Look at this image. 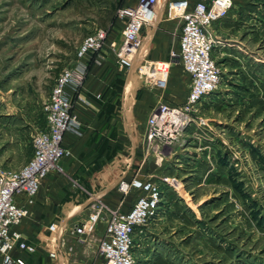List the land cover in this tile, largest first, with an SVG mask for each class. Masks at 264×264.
Returning <instances> with one entry per match:
<instances>
[{
  "label": "rangeland",
  "instance_id": "obj_1",
  "mask_svg": "<svg viewBox=\"0 0 264 264\" xmlns=\"http://www.w3.org/2000/svg\"><path fill=\"white\" fill-rule=\"evenodd\" d=\"M124 5L0 0V171L32 158L56 78L75 63L83 39L104 29L113 48L122 45ZM237 17L210 29L221 70L217 90L191 113L176 143L151 141L156 154L141 160L143 172L120 182L125 196L132 189L146 194L135 180L152 182L158 193L155 214L136 231V264H264V0H245ZM97 210L103 241L121 209L97 198L83 221ZM69 232L61 248H68Z\"/></svg>",
  "mask_w": 264,
  "mask_h": 264
},
{
  "label": "crops",
  "instance_id": "obj_2",
  "mask_svg": "<svg viewBox=\"0 0 264 264\" xmlns=\"http://www.w3.org/2000/svg\"><path fill=\"white\" fill-rule=\"evenodd\" d=\"M138 1L126 0V4L136 5ZM158 1L159 19L144 28L143 45L134 68L128 70L120 64L110 36L100 55L84 59L88 73L82 85L68 86L81 127L79 132L65 134L63 145L68 154L59 160L57 169L41 179L33 201L22 193L15 196L17 204L27 208L29 214L13 230L36 244L37 251L31 255L15 248L14 258L27 264H97L106 232L104 222L91 234L79 235L72 229L83 222V212L90 210L97 198L108 207L126 211L141 196L137 189L125 196L119 185L143 172L141 160L156 154L147 138L148 117L162 103H184L191 86V76L179 61L171 64L164 81L150 82L137 73L138 65L149 60L167 61L171 51L180 49L183 20L168 17L167 2L172 0ZM188 1L194 6L199 0ZM244 1L233 0L228 15L212 27L220 23L230 26ZM123 26L122 22L119 32ZM54 222H64L66 231H70L68 248L60 246L66 231L61 235L49 229ZM53 252L56 256H52Z\"/></svg>",
  "mask_w": 264,
  "mask_h": 264
},
{
  "label": "built area",
  "instance_id": "obj_3",
  "mask_svg": "<svg viewBox=\"0 0 264 264\" xmlns=\"http://www.w3.org/2000/svg\"><path fill=\"white\" fill-rule=\"evenodd\" d=\"M158 0H139L136 5H124L118 17L123 22V43L116 52L119 62L126 69L135 67L139 51L143 45V30L159 19ZM233 0H199L191 6L188 0L167 2V14L171 19L180 18L183 26L179 51H171L167 61L149 60L137 66L138 75L147 81H164L171 64L179 61L191 76L190 91L184 103L170 105L162 103L148 117L147 138L163 144H174L182 136L186 126L191 123V113L198 105L211 96L219 87L221 70L213 51L215 40L212 26L224 19ZM108 39L104 29H96L88 35L77 48V60L72 66L63 68L52 88L46 113V128L33 136L34 154L28 163L15 171H0V257L1 264H27L23 259L14 258L15 248L34 254L36 244L29 243L14 226L21 224L29 210L15 201L17 194H24L33 201L41 179L57 169L58 162L68 154L63 145L68 131L79 132L81 124L72 108L68 86L79 87L88 73L87 56L100 55ZM146 192L126 211L118 210L107 226V235L100 246L101 260L97 264H136L134 241L139 227L146 225L155 214L158 198L152 182L135 180L132 183ZM122 190L128 185L123 182ZM101 217L97 210L80 225L74 226L73 233L83 235L94 232ZM49 229L63 234L64 222H54ZM62 243V240H61ZM61 246V245H60ZM56 252L52 256H56Z\"/></svg>",
  "mask_w": 264,
  "mask_h": 264
},
{
  "label": "trees",
  "instance_id": "obj_4",
  "mask_svg": "<svg viewBox=\"0 0 264 264\" xmlns=\"http://www.w3.org/2000/svg\"><path fill=\"white\" fill-rule=\"evenodd\" d=\"M114 10H117V8H115ZM113 20L115 21V16L112 17V21H113Z\"/></svg>",
  "mask_w": 264,
  "mask_h": 264
}]
</instances>
